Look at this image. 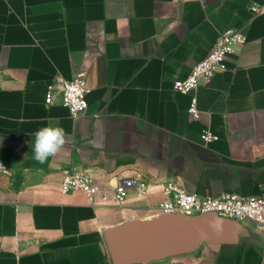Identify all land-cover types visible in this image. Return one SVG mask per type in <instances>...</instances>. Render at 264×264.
I'll return each instance as SVG.
<instances>
[{"label":"crops","instance_id":"0c3cea01","mask_svg":"<svg viewBox=\"0 0 264 264\" xmlns=\"http://www.w3.org/2000/svg\"><path fill=\"white\" fill-rule=\"evenodd\" d=\"M264 0H0V264H113L105 232L149 219L173 179L188 191L258 195L264 186ZM247 41L228 68L191 95L174 89L226 28ZM102 50V51H101ZM98 51L101 53H98ZM87 73L79 119L46 103L57 76ZM62 127L66 143L45 164L35 133ZM218 136L206 142L202 132ZM89 170L112 190L123 176L149 183L124 204L92 206L64 193L62 168ZM218 244L141 264H264V237L238 221Z\"/></svg>","mask_w":264,"mask_h":264},{"label":"built area","instance_id":"2783aa9c","mask_svg":"<svg viewBox=\"0 0 264 264\" xmlns=\"http://www.w3.org/2000/svg\"><path fill=\"white\" fill-rule=\"evenodd\" d=\"M251 10L254 14H259L264 11V7L253 5ZM246 41L247 35L240 27L224 29L210 52L193 66L191 72L185 78L175 80L174 89L176 91L191 95L188 111L193 118H199L201 113L196 94L198 87L209 82L218 70L227 69L230 54ZM89 91L85 71H76L71 79L57 76L48 85L46 103L60 102L69 109L72 118L79 119L88 109L87 94ZM202 138L206 142H211L218 136L209 129H205L202 132ZM0 166H2L0 170L3 174H12V169L2 160H0ZM61 172L62 191L64 193L81 191L86 194L92 206H121L130 189H136L140 195L146 194L149 189L148 182L135 176H123L112 190H107L97 183L89 170L66 166ZM160 186L162 198L149 207L151 218L164 214L201 216L215 213L237 221H252L264 237V186L261 192L254 196H242L235 192H224L219 196H203L188 191L180 182L173 179L162 181Z\"/></svg>","mask_w":264,"mask_h":264},{"label":"water","instance_id":"95a60500","mask_svg":"<svg viewBox=\"0 0 264 264\" xmlns=\"http://www.w3.org/2000/svg\"><path fill=\"white\" fill-rule=\"evenodd\" d=\"M237 222L215 213L164 214L110 228L105 241L113 264H141L191 251L202 242L221 243Z\"/></svg>","mask_w":264,"mask_h":264},{"label":"clouds","instance_id":"9594fccd","mask_svg":"<svg viewBox=\"0 0 264 264\" xmlns=\"http://www.w3.org/2000/svg\"><path fill=\"white\" fill-rule=\"evenodd\" d=\"M66 132L62 127L45 126L35 133L33 159L45 164L49 157H54L66 143ZM2 168V166H0Z\"/></svg>","mask_w":264,"mask_h":264}]
</instances>
